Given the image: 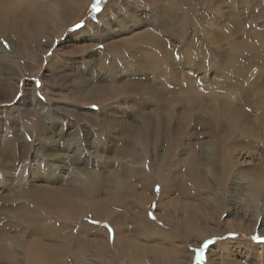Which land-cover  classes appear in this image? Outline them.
<instances>
[{"label":"rangeland","instance_id":"1","mask_svg":"<svg viewBox=\"0 0 264 264\" xmlns=\"http://www.w3.org/2000/svg\"><path fill=\"white\" fill-rule=\"evenodd\" d=\"M94 2L0 0V264H264V0Z\"/></svg>","mask_w":264,"mask_h":264},{"label":"trees","instance_id":"2","mask_svg":"<svg viewBox=\"0 0 264 264\" xmlns=\"http://www.w3.org/2000/svg\"><path fill=\"white\" fill-rule=\"evenodd\" d=\"M102 1H103V0H100V2H99L98 5H97V0H96V2H94V3L91 4L92 9H94L95 12H98V11L100 10V8H101L100 3H101ZM92 15H94V14H92Z\"/></svg>","mask_w":264,"mask_h":264},{"label":"snow or ice","instance_id":"3","mask_svg":"<svg viewBox=\"0 0 264 264\" xmlns=\"http://www.w3.org/2000/svg\"><path fill=\"white\" fill-rule=\"evenodd\" d=\"M100 0H97V5L99 4Z\"/></svg>","mask_w":264,"mask_h":264},{"label":"bare ground","instance_id":"4","mask_svg":"<svg viewBox=\"0 0 264 264\" xmlns=\"http://www.w3.org/2000/svg\"><path fill=\"white\" fill-rule=\"evenodd\" d=\"M4 19V18H3ZM42 30V29H41ZM38 38V37H37ZM32 42V41H31ZM225 117V116H224ZM200 173V172H199ZM264 173V172H263ZM262 186V185H261Z\"/></svg>","mask_w":264,"mask_h":264}]
</instances>
